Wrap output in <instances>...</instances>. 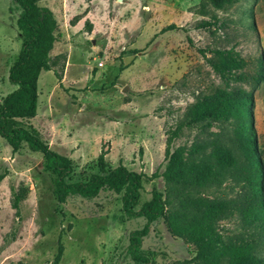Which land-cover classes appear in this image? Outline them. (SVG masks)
I'll return each mask as SVG.
<instances>
[{"label": "rangeland", "instance_id": "obj_1", "mask_svg": "<svg viewBox=\"0 0 264 264\" xmlns=\"http://www.w3.org/2000/svg\"><path fill=\"white\" fill-rule=\"evenodd\" d=\"M62 2L66 0L38 1L54 11L57 44L49 56L51 71L42 72L37 83V114L24 124L72 161L67 182L98 174L97 157L105 151L108 167L121 162L145 176L135 211L153 190L164 194L167 136L197 97L223 86L198 50L233 49L247 63L245 82L234 86L253 97L264 199V81L251 79L257 73L264 76V0H234L222 11L205 0H68L72 5L61 18ZM89 9L88 26L83 22L73 30L66 23V17ZM19 13L12 0H0V103L16 89L8 82V70L21 48ZM81 17L87 21L89 16ZM214 18L216 26L197 28ZM171 24L177 28L161 32ZM234 126L231 120L204 133L182 128L171 150L201 145L191 159H207L214 144L233 149ZM1 174L6 176L0 183V264H136L127 253L128 237L146 221L125 215L122 193L102 190L92 199L70 196L59 203L56 176L44 169L42 155L25 143L12 153L2 138ZM242 187L243 182L228 178L217 190L203 191L228 201L247 190ZM16 196L17 216L11 207ZM219 230L230 240L255 239L264 257L262 230L245 226L238 214L221 221ZM140 253L151 264H187L195 247L170 235L159 218L150 225Z\"/></svg>", "mask_w": 264, "mask_h": 264}, {"label": "trees", "instance_id": "obj_2", "mask_svg": "<svg viewBox=\"0 0 264 264\" xmlns=\"http://www.w3.org/2000/svg\"><path fill=\"white\" fill-rule=\"evenodd\" d=\"M12 1L20 12L16 27L21 37V48L8 70V82L16 89L0 103V138L12 153H16L25 143L28 149L42 155L44 169L56 176L54 194L57 201L63 204L70 196L92 199L102 190L122 193L125 215L146 221L141 229L130 232L128 237L127 253L136 264L152 263L153 260L140 253V249L150 225L159 218L164 220L170 235L195 247V255L185 261L187 264H264L255 239L230 240L224 238L219 230V223L235 213L245 226L253 229L259 227L264 236L261 163L252 127L253 97L251 93L234 86L246 80L243 73L246 61L233 49L198 50L223 86L197 97L169 133L164 152L166 165L161 175L165 185L164 194L153 190L150 200L135 211L133 208L138 204L145 177L143 174L129 171L121 162L114 168L108 167L104 159L106 152L101 151L97 157L98 174L90 175L85 181L67 182L66 178L72 172V161L52 151L31 125L24 124L37 114V83L42 72L51 71L49 53L57 41L55 33L58 26L53 13L38 5L39 0ZM205 1L218 11L225 10L234 2ZM216 24L214 18L212 22L199 23L197 28ZM88 25L89 21H85L84 26ZM176 28L171 24L162 28L161 32ZM251 79L258 84L264 81V76L257 73ZM231 120L235 124L231 139L233 149L214 144L207 159L199 161L191 158L202 149L201 145L171 150L172 142L180 136L182 128L204 133L215 124ZM236 150L241 159L236 158ZM5 176L0 175V183ZM228 178L236 183L243 182L242 188H247L238 199L227 201L214 196L213 192L203 191L213 187L217 190L222 180ZM19 198L16 196L11 205L16 216Z\"/></svg>", "mask_w": 264, "mask_h": 264}, {"label": "crops", "instance_id": "obj_3", "mask_svg": "<svg viewBox=\"0 0 264 264\" xmlns=\"http://www.w3.org/2000/svg\"><path fill=\"white\" fill-rule=\"evenodd\" d=\"M90 3H92V5H91V7H93V9H94V6H93V2H90ZM70 4L72 5V3H69L68 2V0H66V2H62V4H59V14L61 15V18H62V13H64V14H66L67 15V13L65 12L66 10H69V6H70ZM81 4V3H80ZM42 7H46V8H48L51 12H53L54 13V11L52 10V9H50L47 5H45V6H42ZM79 8H80V6H79ZM91 9H89L87 12H83L82 14H80V15H76L75 16V18H76V20H75V18H72V19H70V17H66V23L69 25V27L71 26V28L73 29V30H76V29H79L80 27H81V24H83V22L85 23V21H83L82 20V18L83 17H81V16H86V14L88 13V16L89 17H87L88 18V20L87 21H89V18H91L90 16L92 15V13H91ZM54 16V15H53ZM55 18V17H54ZM81 18V19H80ZM63 19H65L64 17H63ZM77 19H79V21L77 22ZM56 20V19H55ZM57 22V21H56ZM90 22V21H89ZM77 24V27L74 25V24ZM90 24V23H89ZM58 26V25H57ZM63 31H64V29H63ZM70 31L68 30V28H67V31H66V33H69ZM71 33V32H70ZM69 33V34H70ZM57 44V41L53 44V48H52V50L50 51V53H49V56H50V54H52L53 53V51H54V48L56 47L55 45ZM14 86V85H13Z\"/></svg>", "mask_w": 264, "mask_h": 264}]
</instances>
